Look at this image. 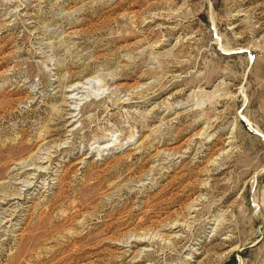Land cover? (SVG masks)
Masks as SVG:
<instances>
[{"label":"rangeland","instance_id":"1","mask_svg":"<svg viewBox=\"0 0 264 264\" xmlns=\"http://www.w3.org/2000/svg\"><path fill=\"white\" fill-rule=\"evenodd\" d=\"M0 264H264V0H0Z\"/></svg>","mask_w":264,"mask_h":264},{"label":"bare ground","instance_id":"2","mask_svg":"<svg viewBox=\"0 0 264 264\" xmlns=\"http://www.w3.org/2000/svg\"><path fill=\"white\" fill-rule=\"evenodd\" d=\"M100 87V86H99Z\"/></svg>","mask_w":264,"mask_h":264}]
</instances>
